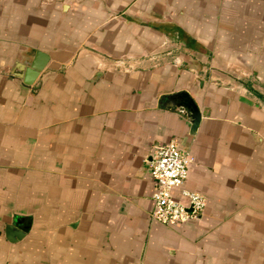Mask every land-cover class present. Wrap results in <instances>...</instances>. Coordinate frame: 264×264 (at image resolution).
<instances>
[{"label": "crops", "instance_id": "1", "mask_svg": "<svg viewBox=\"0 0 264 264\" xmlns=\"http://www.w3.org/2000/svg\"><path fill=\"white\" fill-rule=\"evenodd\" d=\"M171 141L207 201L174 225ZM0 264H264V0H0Z\"/></svg>", "mask_w": 264, "mask_h": 264}, {"label": "built area", "instance_id": "2", "mask_svg": "<svg viewBox=\"0 0 264 264\" xmlns=\"http://www.w3.org/2000/svg\"><path fill=\"white\" fill-rule=\"evenodd\" d=\"M156 190L153 217L174 225L186 217H199L207 204L199 192L186 187L192 157L175 141L158 146L147 160Z\"/></svg>", "mask_w": 264, "mask_h": 264}, {"label": "water", "instance_id": "3", "mask_svg": "<svg viewBox=\"0 0 264 264\" xmlns=\"http://www.w3.org/2000/svg\"><path fill=\"white\" fill-rule=\"evenodd\" d=\"M48 61L49 55L42 52L37 53L34 63L27 70L25 82L28 84L32 83L43 71ZM171 101L173 106L181 107L188 114L192 121V131L194 132L201 121V112L194 99L188 92L184 91L173 95Z\"/></svg>", "mask_w": 264, "mask_h": 264}]
</instances>
